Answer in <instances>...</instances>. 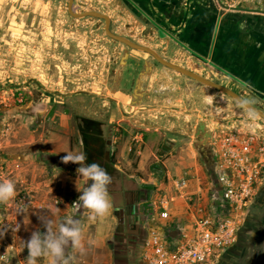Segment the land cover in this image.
Wrapping results in <instances>:
<instances>
[{
    "label": "crops",
    "instance_id": "crops-1",
    "mask_svg": "<svg viewBox=\"0 0 264 264\" xmlns=\"http://www.w3.org/2000/svg\"><path fill=\"white\" fill-rule=\"evenodd\" d=\"M112 1L110 13L115 17L121 35H137L132 29L134 25L139 26V31L146 30L145 35H148V41L141 43L158 49L157 51L171 62L234 91V87L238 85L246 87L245 91L238 90V93L244 96H250L253 90L264 95V0ZM157 19L166 31L163 39L147 24L150 20ZM139 58L145 59L142 55ZM206 63H209V66L205 67ZM161 75L166 79L158 80L162 83L160 85L170 86L172 74L164 71L159 72V76ZM155 80L156 78L153 82ZM128 100L108 99L109 104L117 108L121 104L127 106ZM49 110L50 108L42 115L28 114L31 118L28 120L19 115L11 124V133L15 130L11 139L10 134L0 133V181L12 180L16 185L17 195L27 191L32 193L34 198L33 205L21 211H18L15 203L17 195L8 204H0V233H3L0 235V252L6 251L15 263L26 264L28 251L25 242L33 231H45L40 218L49 217L53 218L57 225L67 216L82 220L87 225V252L77 255L76 264H146L142 252L148 225H156L170 240L179 241L183 235H193V207L175 187L176 181L182 178L188 179L186 194H206L211 187L208 180L209 169L202 168L193 148H188L177 159V163L171 158L163 161L167 169L163 180L154 181L150 178L144 181L125 174L120 164L126 166L124 168L131 167L129 155L135 152L140 158L137 170H145L146 162L154 156V142L152 149H147V157L143 159L147 147L145 145L142 148L144 134L132 136L134 143H130L128 138L127 142L118 147L116 135L121 129L115 128L116 135H113L111 140L114 159L112 170L117 171L119 177L112 180L108 187L113 205L112 212L103 219L89 222L86 209H77L71 205L81 194L77 190L76 182L82 192L90 181H77L79 165L62 163V157L66 153L80 152L81 138L73 144L74 133L65 130L66 124L72 119L67 117L68 114L59 112L50 117L52 109ZM57 115L63 119L60 125L65 129L62 133H56L53 126ZM117 116L118 111H114L108 119V124L114 125L113 119ZM35 117L45 121L43 126H47L46 132L40 133L37 130L25 139L23 127H28L30 120H35ZM132 118L141 120L138 115L130 118L123 116L117 123L122 124L120 126L127 124V128H130L127 122H132ZM142 127L145 134L155 133L157 138L160 131L158 128ZM136 139H139L140 143L135 144ZM145 184L154 185L149 197L144 190ZM164 194L173 199L170 210L165 215L156 207L158 199ZM149 219L152 223L148 222ZM244 225L238 233L236 244L222 253V263L245 264L246 254L243 249L248 247L243 243L251 239L249 243H254L256 249L254 264H264V239L262 242L258 241L262 240L258 239L260 231L252 227L242 234ZM40 264L47 262L42 260Z\"/></svg>",
    "mask_w": 264,
    "mask_h": 264
},
{
    "label": "rangeland",
    "instance_id": "rangeland-1",
    "mask_svg": "<svg viewBox=\"0 0 264 264\" xmlns=\"http://www.w3.org/2000/svg\"><path fill=\"white\" fill-rule=\"evenodd\" d=\"M86 1L91 3L96 0ZM65 2V0H0L1 134H10L11 139L12 133L15 132L13 130L11 133V124L19 115L28 120L31 119L28 114L42 115L49 108L52 109L50 117L59 112L68 114L67 117L72 119L66 124L65 129L60 125L63 119L57 115L53 126L56 133H62L64 129L68 132L71 130L74 133L73 144L80 138L83 141L81 129L86 122L84 116L86 109L92 108L94 116L105 108L100 117L108 114V119L114 111H118V116L113 119L115 124L113 127L117 126V121L123 116L130 118L137 115L141 119L150 118L153 123L161 121V124L167 126L169 122L166 118L162 119V116L172 115L171 117L175 118L169 130L154 128L160 130L157 138L155 133L145 134L142 127L145 125H133L129 120L127 123L130 128L124 124L120 132L114 134L118 138V147L127 142L128 138L132 143V136L144 134L142 148L145 145L147 147L143 159L147 157V149H152L154 142V156L146 162L145 170H137L140 158L135 152L129 155L131 167L124 168L126 166L120 165L127 175L144 181L150 178L160 181L167 171L163 161L171 158L177 163V159L188 148H193L202 168L210 169L213 167L210 143L215 132L223 131L226 127L252 128L246 126L247 122L244 121H252L247 117L245 107L229 95L202 83L192 82L184 77L185 89L173 96H167L161 87L154 86L153 82L155 78L160 77L161 71L155 70L150 74L151 66L147 59L127 56L126 53L120 57L117 51L112 52L110 48L113 46L123 47L110 41L99 24L86 26L83 24L84 20L70 17ZM120 58L123 62L119 67L117 62ZM208 64L206 63L205 67L209 66ZM239 86L233 90L237 94L240 89L246 90V87ZM116 90L130 94L135 99H129L127 106L126 104H121L119 108L111 106L108 101L111 96L113 99L118 97L128 99L121 94L114 98ZM148 95L154 96L155 99H142ZM245 98L250 102H256L247 95ZM149 114H155L156 117ZM256 121H262L261 117ZM44 122L36 117L35 120H30L29 128L23 127L24 138L28 139L30 133H36L37 130L40 133L46 132L47 126H43ZM219 124L221 126L218 128ZM80 145V152L82 150L88 159L85 143ZM42 159L47 160L45 157ZM208 180L211 181L209 178ZM144 187L149 197L154 185L145 184ZM250 244L252 243L248 244L247 249L250 252L246 254L245 264H254L246 263L247 260L252 261L250 253H254ZM220 259L215 264H219L222 261Z\"/></svg>",
    "mask_w": 264,
    "mask_h": 264
},
{
    "label": "built area",
    "instance_id": "built-area-1",
    "mask_svg": "<svg viewBox=\"0 0 264 264\" xmlns=\"http://www.w3.org/2000/svg\"><path fill=\"white\" fill-rule=\"evenodd\" d=\"M135 144L140 143L139 139ZM215 180L206 194H186L188 179L177 180L175 187L193 207L194 233L170 240L156 225H148L142 258L146 264H215L222 253L238 239L247 209L264 181V134L250 129L224 128L214 133L210 143ZM173 201L161 195L156 207L163 215ZM32 193L22 191L15 203L18 211L32 206ZM149 223L152 221L149 219ZM6 251L0 252L5 255ZM0 264L15 263L9 254Z\"/></svg>",
    "mask_w": 264,
    "mask_h": 264
},
{
    "label": "flooded vegetation",
    "instance_id": "flooded-vegetation-1",
    "mask_svg": "<svg viewBox=\"0 0 264 264\" xmlns=\"http://www.w3.org/2000/svg\"><path fill=\"white\" fill-rule=\"evenodd\" d=\"M65 1H66L65 2L66 10H67V13L70 17H72L73 19H76V20H84L83 24H85L86 26L87 25H93V24H97V25L99 24L100 28H102V31L104 32V34L106 36H108L110 41H112L114 44H119L123 47L121 49V48H117V47L113 46V48H110V50L112 52L117 51L119 53V51L122 50V52H120V57H122V54L124 55L125 53L127 54V56H131V54H133L134 56H131V57H136V58L137 57L139 58V56H141V55L144 56L145 59H147V62L149 63V65L151 66L150 70H149L150 74H153L155 72V70H159L161 72L169 71L173 77L170 80L172 84L169 87H167V84H164L163 86H161L160 84H162V83L160 81L158 82V80H161L162 78L166 79V77H164L162 75L158 79H156L154 82V86H158V87L160 86L162 91H164V93L167 96H173L175 94H178V92L180 90L182 92V89H185L184 77L191 80L192 82H198V81H196V80H194L188 76H185V75L161 64L151 54L144 52V51H141V50L131 48L128 45L109 37V35L106 33V29H105L106 28V20L105 19L99 18V17H93V16H85V17L73 16L69 12L70 0H65ZM112 3H113V1H105V0H96L95 2H91V3L87 2L86 0H73L72 11L75 14H82V13H86V12H98V13H101L103 15L108 16L109 20H110L109 29L113 34H115L117 36L124 37V38L132 41L133 43L138 44V45L148 47V48L152 49L153 51H155L162 59H164L170 63H173L170 60L164 58L162 56L161 52L157 51L158 49H154L152 47L145 45L144 43H141V42H147L148 41V40H146L148 35H145V33L147 32L146 30H140L139 31V29L137 28L139 26L134 25V27L132 29V32L133 33L137 32V35L132 34L133 36H131V37L129 34H128L129 36L121 35V33L118 32L119 28H118V25L116 24L117 22H115L116 19H115V17H112L111 13H110L111 8H112ZM138 10L141 11L139 8H138ZM142 15H143V13H142ZM139 16H138V18H140ZM153 23H156V25H154ZM147 24L151 25L153 27V29H155L157 31L159 38L163 39L165 37L166 31H165V28L162 25V23L159 21V19H157L155 21L150 20L149 22H147ZM122 62H123V60L120 58V60H118V62H117L119 67H120V64ZM173 64L178 65L176 63H173ZM157 67H159L160 69ZM198 75H200V74H198ZM202 77H204V76H202ZM205 78H207V77H205ZM207 79H209V78H207ZM214 82H216V81H214ZM198 83H200V82H198ZM216 83H218V82H216ZM220 85H222V84H220ZM222 86H224V85H222ZM228 89H230V88H228ZM215 90H217V89H215ZM192 91H193V93H195L193 89H192ZM217 91H219V90H217ZM114 92H113L115 95L114 98L116 97L117 94H121L122 96L124 95L125 98L135 99L132 96H130V94H124V93L119 92L118 90H116ZM168 92H170V94ZM219 92H221V91H219ZM238 94L244 100H246L244 95H242L241 93H238ZM117 97H118V95H117ZM248 97L251 99H255V101H256L253 103V102H250L249 100H246L248 103H250L251 105H253L257 109H259L260 111L264 112V99L263 98H261L254 91H251V94ZM79 99H81V98L79 97ZM111 99H113L112 96H111ZM142 99H155V98L152 95H148L146 97H143ZM157 99H159V98H157ZM91 109L85 110V112L87 113V114L86 113L84 114V116L86 117L85 118L86 122H84L85 123L83 125L84 128L82 127V129H81L82 139H83V142L85 143V147H86V150L88 152V159H86V163L91 164V163L95 162V163L100 164L103 168L106 167L105 169L107 170L109 175L112 177V180H117L119 175H117L116 173H118V172L112 170L114 168V162H113L114 159H113L112 149H111L112 148L111 147V140H112V136L114 135V132H116L115 128L119 129V128H123V127L118 125V124L116 127H113L115 124L114 125L108 124V118H107V116H109L108 114H105V117H100V114L102 112L104 113L105 108H103V110H101V112L99 114L94 115V116H93L94 110H91ZM81 114H82V112H81ZM259 117H261V116H259ZM100 118H102V119H100ZM227 118H230V117H227ZM263 119L264 118L261 117L262 121H255V122L250 121V120H247V121L244 120V121L247 122L246 126H249V127H253V126L255 127L256 125H258L259 130H261L264 134V120ZM220 124H219L218 128L221 126ZM113 178H115V179H113ZM249 216L252 217V219H250L252 221V227L255 228L258 232L260 231L258 239L261 238L262 240H258V241L262 242L264 239V181L260 184V187L256 192L254 200L252 201V203L250 204L249 208L246 211L245 220H244L243 224L245 223L246 219ZM250 240L251 239L246 240L243 243L245 245V247H248ZM244 252H245V254H247V252H249V249L245 248Z\"/></svg>",
    "mask_w": 264,
    "mask_h": 264
},
{
    "label": "clouds",
    "instance_id": "clouds-1",
    "mask_svg": "<svg viewBox=\"0 0 264 264\" xmlns=\"http://www.w3.org/2000/svg\"><path fill=\"white\" fill-rule=\"evenodd\" d=\"M247 104L248 102H241V106L246 108L247 117L255 122L259 119V114ZM81 143H83L82 140ZM86 159L83 152H68L62 157V163L79 165L77 181L80 179L85 182L90 181L82 192L76 182L77 190L81 194L71 206L86 209L88 221L94 222L109 216L112 212L113 205L108 191L112 177L100 164L86 163ZM16 195V185L12 180L0 181V204H8L15 199ZM40 221L45 231L39 229L33 231L25 242L28 251L26 264H40L42 260L47 264H76L77 255L86 254L87 225L82 220L67 216L59 225L51 217L40 218ZM88 243L90 244L91 241ZM6 256L7 252L5 255H0V259H5Z\"/></svg>",
    "mask_w": 264,
    "mask_h": 264
},
{
    "label": "water",
    "instance_id": "water-1",
    "mask_svg": "<svg viewBox=\"0 0 264 264\" xmlns=\"http://www.w3.org/2000/svg\"><path fill=\"white\" fill-rule=\"evenodd\" d=\"M72 4H73V0H70V4H69V12L73 15V16H75V17H85V16H93V17H99V18H103V19H105L106 20V33L109 35V37H111L112 39H114V40H117V41H120V42H122V43H124V44H126V45H128L129 47H131V48H134V49H137V50H141V51H144V52H147V53H149V54H151L158 62H160L161 64H163V65H165V66H167L168 68H171V69H173V70H175V71H177V72H179V73H181V74H183V75H185V76H188V77H190V78H192V79H194V80H196V81H198V82H200V83H202V84H204V85H207V86H209V87H212V88H214V89H217V90H219V91H221V92H223V93H225V94H227V95H229L230 97H232L233 99H235L238 103H240L241 104V102L242 101H245V102H247L246 100H244L239 94H237L236 92H234V91H232V90H230V89H228L227 87H225V86H222V85H220L219 83H216V82H214V81H212V80H210V79H207V78H205V77H202V76H200V75H198L197 73H195V72H193V71H191V70H188V69H186V68H184V67H181V66H179V65H175V64H173V63H170V62H168V61H166V60H164V59H162L155 51H153L152 49H150V48H148V47H145V46H142V45H138V44H136V43H133L132 41H130V40H128V39H126V38H124V37H121V36H117V35H115V34H113L111 31H110V29H109V23H110V20H109V17L108 16H106V15H103V14H101V13H98V12H86V13H82V14H75V13H73V11H72ZM154 25H156V23H153ZM253 90V89H252ZM254 91V90H253ZM254 92H256L261 98H263L264 99V95L263 94H261V93H259V92H257V91H254ZM247 106L248 107H251L252 109H254L255 111H256V113H258L259 114V116H261L262 118H264V112H262V111H260L259 109H257L256 107H254L253 105H251L250 103H248L247 104ZM150 115V114H149ZM151 115H153L154 116V118L156 117V115L155 114H151ZM150 115V116H151ZM172 115H165L164 117L162 116V119L163 118H166V120H168V122H169V124L167 125V126H165V125H163V124H161V121H159V122H152V121H150V118H146V119H137V118H132V122L133 123H135V124H137V125H145V126H148V127H158V128H165V129H167V130H169V126L173 123V121H174V118H175V116L174 117H171ZM176 118H178V117H176ZM152 119V118H151ZM187 124V123H186ZM185 124V125H186ZM227 128H230V129H232V128H236V127H227ZM255 131L256 132H258V133H261V134H263V132L261 131V130H259V128H256L255 129ZM250 219H252V217L251 216H249L247 219H246V221H245V225H244V227L242 228V234L246 231V229L248 228V229H250V228H252V221L250 220ZM241 229V228H240ZM240 229H239V232H240ZM238 232V233H239ZM254 233V232H253ZM255 234V233H254ZM250 247H251V249L252 250H254V252H255V246H254V243L253 244H250ZM249 252H250V250H249ZM254 257H255V253H250V258L252 259V261L251 260H247V263H253L254 262ZM223 262V259H222V261H221V263Z\"/></svg>",
    "mask_w": 264,
    "mask_h": 264
},
{
    "label": "trees",
    "instance_id": "trees-1",
    "mask_svg": "<svg viewBox=\"0 0 264 264\" xmlns=\"http://www.w3.org/2000/svg\"><path fill=\"white\" fill-rule=\"evenodd\" d=\"M208 172H210V173H209L210 176L213 178V180H215V177H214V175L211 173V171H208Z\"/></svg>",
    "mask_w": 264,
    "mask_h": 264
},
{
    "label": "bare ground",
    "instance_id": "bare-ground-1",
    "mask_svg": "<svg viewBox=\"0 0 264 264\" xmlns=\"http://www.w3.org/2000/svg\"><path fill=\"white\" fill-rule=\"evenodd\" d=\"M252 128H253V130L255 131V129H256V128H259V127H258V126H255V127L253 126Z\"/></svg>",
    "mask_w": 264,
    "mask_h": 264
}]
</instances>
